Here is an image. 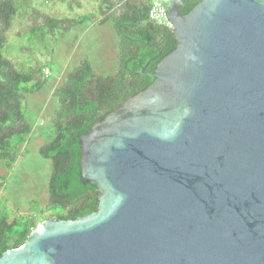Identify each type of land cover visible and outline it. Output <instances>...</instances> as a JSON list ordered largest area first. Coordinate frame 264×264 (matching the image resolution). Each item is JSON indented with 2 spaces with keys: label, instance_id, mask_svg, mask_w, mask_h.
I'll list each match as a JSON object with an SVG mask.
<instances>
[{
  "label": "water",
  "instance_id": "obj_1",
  "mask_svg": "<svg viewBox=\"0 0 264 264\" xmlns=\"http://www.w3.org/2000/svg\"><path fill=\"white\" fill-rule=\"evenodd\" d=\"M179 2L153 83L80 137L98 210L0 264H264V0Z\"/></svg>",
  "mask_w": 264,
  "mask_h": 264
},
{
  "label": "trees",
  "instance_id": "obj_2",
  "mask_svg": "<svg viewBox=\"0 0 264 264\" xmlns=\"http://www.w3.org/2000/svg\"><path fill=\"white\" fill-rule=\"evenodd\" d=\"M56 1L73 8L71 0ZM93 1L100 15L97 23L111 22L117 34L116 66L102 75L86 61L66 73L56 85L52 94V135L37 150L49 161L47 203L33 215L14 212L0 199V257L23 245L47 219L75 220L98 210L101 192L83 177L80 137L128 99L146 90L154 78L141 73L142 67L148 63L146 72H154L159 62L177 47L173 29L150 19L151 0ZM162 1L169 9L176 0ZM201 1L180 0V14H188ZM15 12L16 0H0V195L22 150L31 141L35 123L26 117L23 101L40 89L43 74L39 63L21 72L3 56ZM26 19L27 31L42 39L56 28H62L65 35L73 23L52 17L37 7L28 12ZM45 209L60 211L47 215Z\"/></svg>",
  "mask_w": 264,
  "mask_h": 264
},
{
  "label": "rangeland",
  "instance_id": "obj_3",
  "mask_svg": "<svg viewBox=\"0 0 264 264\" xmlns=\"http://www.w3.org/2000/svg\"><path fill=\"white\" fill-rule=\"evenodd\" d=\"M71 1L73 8L56 0H16V12L3 56L21 72H27L30 66L39 63L43 74L40 89L23 101L26 117L35 123L31 141L26 150H22L0 195L2 202L14 212L36 215L47 203L45 188L49 178V161L41 157L37 150L52 135L51 116L55 107L52 94L56 85L66 73L86 61L102 75L116 66L117 34L111 22L97 23L100 15L93 0ZM33 7L73 23L65 35L62 28H56L42 39L27 31L26 17ZM45 69L50 71L49 76L44 75ZM44 211L52 215L58 214L60 209Z\"/></svg>",
  "mask_w": 264,
  "mask_h": 264
},
{
  "label": "built area",
  "instance_id": "obj_4",
  "mask_svg": "<svg viewBox=\"0 0 264 264\" xmlns=\"http://www.w3.org/2000/svg\"><path fill=\"white\" fill-rule=\"evenodd\" d=\"M149 17L158 24L165 25L171 29L174 28V23L168 17V8L164 5L162 0H151ZM44 73L46 76L50 75L48 69H45Z\"/></svg>",
  "mask_w": 264,
  "mask_h": 264
},
{
  "label": "flooded vegetation",
  "instance_id": "obj_5",
  "mask_svg": "<svg viewBox=\"0 0 264 264\" xmlns=\"http://www.w3.org/2000/svg\"><path fill=\"white\" fill-rule=\"evenodd\" d=\"M149 73V72H148Z\"/></svg>",
  "mask_w": 264,
  "mask_h": 264
}]
</instances>
